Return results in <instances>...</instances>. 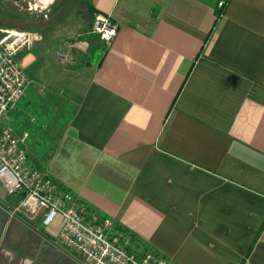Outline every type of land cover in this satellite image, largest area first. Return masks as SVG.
<instances>
[{"label": "crops", "instance_id": "1", "mask_svg": "<svg viewBox=\"0 0 264 264\" xmlns=\"http://www.w3.org/2000/svg\"><path fill=\"white\" fill-rule=\"evenodd\" d=\"M85 5L117 25L108 44L87 20L18 55L36 85L30 106L47 94L68 108L39 164L130 250L264 264V0ZM68 35L73 64L55 58ZM13 203L0 187V264H83L58 243L60 217L43 227Z\"/></svg>", "mask_w": 264, "mask_h": 264}, {"label": "built area", "instance_id": "2", "mask_svg": "<svg viewBox=\"0 0 264 264\" xmlns=\"http://www.w3.org/2000/svg\"><path fill=\"white\" fill-rule=\"evenodd\" d=\"M228 1L218 0L220 6ZM48 4L30 0L26 2V11L42 14ZM116 31L117 25L109 14H93L89 32L98 40L108 44ZM39 41L37 32L0 28V187L14 201L10 213L29 221L37 219L43 227L60 217L58 243L83 264H171L150 251L130 250L125 240L114 235L109 219L82 211L72 193L49 177L42 167L29 162L25 134L17 135L1 126L2 118L16 108L28 85L18 55L32 50ZM64 45L67 51L57 52L55 58L73 64L68 54L73 42L68 40Z\"/></svg>", "mask_w": 264, "mask_h": 264}, {"label": "rangeland", "instance_id": "3", "mask_svg": "<svg viewBox=\"0 0 264 264\" xmlns=\"http://www.w3.org/2000/svg\"><path fill=\"white\" fill-rule=\"evenodd\" d=\"M26 2L30 0H0L1 29L29 30L41 35L61 29L66 32L71 31L73 34L83 31L85 22L92 18V14L85 5L86 0H50V4L42 14L27 12ZM73 37L68 35L63 39L70 40ZM32 51L26 53H32ZM35 90V84H28L24 92L25 96L22 98L24 100L21 102L27 101L21 105L19 101L20 107L9 111L1 121L2 127H8L16 133L26 132L28 138L25 143L31 164L44 162L52 153L60 126L65 122L68 111L64 103L47 94H41L42 96L37 100L38 103L30 106L32 97L37 95ZM31 118L35 121H31Z\"/></svg>", "mask_w": 264, "mask_h": 264}, {"label": "trees", "instance_id": "4", "mask_svg": "<svg viewBox=\"0 0 264 264\" xmlns=\"http://www.w3.org/2000/svg\"><path fill=\"white\" fill-rule=\"evenodd\" d=\"M40 162H38V163H35L34 165H36L37 167H42L41 166V164H39ZM114 230H116L115 228H113ZM144 249H146L147 250V248L145 247ZM131 250H133V249H131Z\"/></svg>", "mask_w": 264, "mask_h": 264}]
</instances>
